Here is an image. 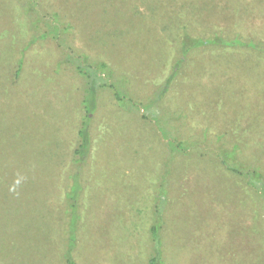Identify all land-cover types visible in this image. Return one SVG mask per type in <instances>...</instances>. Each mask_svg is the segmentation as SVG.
<instances>
[{
  "label": "rangeland",
  "instance_id": "374dc122",
  "mask_svg": "<svg viewBox=\"0 0 264 264\" xmlns=\"http://www.w3.org/2000/svg\"><path fill=\"white\" fill-rule=\"evenodd\" d=\"M214 32L258 46L192 48ZM79 67L95 109L71 165ZM232 146L264 171V0H0V264H66L68 248L149 264L156 247L165 264H264V185L220 163Z\"/></svg>",
  "mask_w": 264,
  "mask_h": 264
},
{
  "label": "trees",
  "instance_id": "16d2710c",
  "mask_svg": "<svg viewBox=\"0 0 264 264\" xmlns=\"http://www.w3.org/2000/svg\"><path fill=\"white\" fill-rule=\"evenodd\" d=\"M185 40V38H183ZM194 45L192 48H197L201 46H207L208 44H214L218 46H247L251 47L252 49L257 48L258 43L254 42L253 40H243L240 38L239 33H236L233 35V37H226L222 34V32H214L211 37H200L199 39H196V41H193ZM189 50V48H188ZM187 53L186 50L185 52H181V56L179 59L174 63L170 75L167 77L166 81L164 82L165 85L169 86L173 79L176 77L178 72L180 71V68L182 67L184 63V59L186 58ZM83 60H85L83 58ZM88 64L86 67L92 68V67H97L99 69V72L103 76L110 77L111 74L113 73L112 69L108 66L107 63L103 61H88ZM21 66V59L18 62V70L20 69ZM76 71L84 78L86 84L88 85L84 90H85V96L81 100V105L84 108L85 115L84 119L81 122V125L78 129L77 135H78V144L75 147L73 151V156L71 160V165H84L86 163V158L89 153V147H90V132H89V125H88V119H89V114L94 111V104L91 103V100L94 101V92L95 91V84H94V78L91 75H85L83 72V67L82 69L76 68ZM83 72V73H82ZM110 88H113V86L110 85ZM90 94V95H89ZM92 97V99L90 98ZM114 96L117 101H119V93L116 91L114 93ZM236 146H232L230 149L224 148L220 150L217 153V157L224 166H226L229 170H231L234 173L237 174H242L247 176L248 178L255 180L258 183H262L264 185V171L259 168V167H250L249 165H240L236 161ZM73 172L70 174L72 176L71 178V189H68L67 193H71L74 189V186L76 184L74 180V176L72 175ZM74 185V186H73ZM73 186V187H72ZM69 198H72L73 196L71 194L67 195ZM67 199V198H66ZM69 201V200H68ZM66 208V213L68 219H70V214L73 215L74 217H77L76 213H78L79 207L77 206L76 203H73L72 201L69 202ZM72 226V222H71ZM70 229V228H69ZM158 230V225H154L152 227V236L153 240L155 243H160L159 240V233H157ZM75 233V232H74ZM70 246H72L70 244ZM157 247L154 249V254L150 258L149 264H165L164 259L162 254L158 253L156 251ZM72 250L73 249H67V251L64 253V259L66 264H75L73 257H72Z\"/></svg>",
  "mask_w": 264,
  "mask_h": 264
}]
</instances>
